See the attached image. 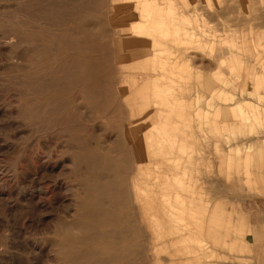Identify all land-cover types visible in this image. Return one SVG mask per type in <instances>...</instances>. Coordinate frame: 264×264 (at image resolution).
Masks as SVG:
<instances>
[{"label": "rangeland", "instance_id": "obj_1", "mask_svg": "<svg viewBox=\"0 0 264 264\" xmlns=\"http://www.w3.org/2000/svg\"><path fill=\"white\" fill-rule=\"evenodd\" d=\"M27 1L28 0H0V264H114L113 261L115 260V264H119V262L120 264H124L127 260L129 261H127L128 263L126 262V264H138L139 262L141 264H146V262L147 264H152L153 259H156L155 264H168L167 261H172V264H184L183 262H185L184 260L186 259L187 255H198L203 257L201 260H199L202 261V264H216V261L219 260V258H221L220 260L224 259L222 261L223 264H264V196L258 191V186L262 185L260 181L262 176L260 175L259 169H264V158L262 149H259L253 155L255 165H251L253 170L251 173L252 179L248 176L249 174L242 172L244 169L242 167L245 166V158L243 159L242 156L243 149H246V144L241 137L243 136V133L248 130V123H244L241 126H236L238 127L237 129L236 127H234L235 129L231 127V130H229V126H231V124L229 126L227 125V127L225 124L222 125V127L226 128L227 131H224L225 133L229 134V137L232 133L237 132L229 138L227 145L228 149L230 150H228V155L230 154L231 156H229L231 158L228 156L229 158L227 157V161H224L223 173L220 172L222 171L220 169H217L218 171L216 172L215 169H213L212 157H210L213 156V148L212 146L210 147L209 144L207 145V139H205L206 141L203 142L205 144L204 147L202 146L203 150H205V153L203 152V156L205 155L206 158L204 159H206L207 163L210 165H207L205 160V166L203 163L202 166L204 167L202 168L206 170L209 169V171H206V175L211 174L208 177V186H206V190L208 191L209 197L213 198L209 199L208 197V200H210L211 204H209V201L208 204H203V206L207 209L206 212H204L205 210L203 211L202 209V212L204 213L203 215L202 213L200 214V211L195 210L194 211L196 213L194 212L192 216L187 213L188 218H191L189 219L191 221V226L194 225L193 223H196V216L198 218L202 217V222L199 220L202 224H205L206 222V224L203 225L206 229V233L201 235L202 238L205 237L203 238V241H200L199 239L198 243L197 237L200 238V236L191 229H187L189 231L185 229L182 230V234L180 232L181 235L177 233L180 236L168 233L167 237L163 241H157L159 244L153 243L154 245L151 244L146 247L145 251L147 252H145L144 257L149 254L147 256L151 255V258L149 257L151 260L149 259L147 261H143V263L142 261L138 260V257H142L140 251L144 248H138V239L134 232H129V236H126V241L122 243L120 240H118L120 238H118L117 235L116 237L114 236V242H116V245L114 248H110L111 236L107 227L101 226L100 223H96L94 217L91 215L90 208L93 207L94 204H99L97 197L92 192V190L85 188V182H90L95 175L94 168L91 167L89 163L94 155L92 152L85 153L80 151V148H82L81 139H71L70 134L74 130L65 127L66 125H64L63 117H60V114H65L68 111L74 112L78 110L80 113L79 125H81L78 127L76 126L75 128L78 129L80 127L79 129L84 131V135H92L93 145L101 144L100 146L106 151L109 150L113 152L114 140L117 137L128 136L130 138L133 136L132 133H128L129 128L132 125H137V123L140 124V119H142V117L137 119L138 122L131 125L128 124L130 121L126 116L127 108L124 100L122 99L121 92L123 91V75L134 73L138 79L144 78L145 75L146 77L155 75L159 80L161 77H164L163 73H166V70L165 66H159L160 58H157L155 61V69H152L151 66L144 69L137 68V66L134 65L133 59H139L145 56L147 53L149 54V52L139 47H128L125 51L132 52V59L128 53H121L120 50H118L120 46L118 39L125 35L132 34L130 32L132 29L131 26L133 25L132 17L142 19L141 12H144L145 17H156V12L161 10V7L165 5V2H163V0H93L92 2L101 3L99 6L97 5L100 8L98 12L85 14L79 21L75 22L64 20L60 22V28L58 27L59 23L56 21V24H54L48 23L46 20L44 21L39 19V11L37 9L39 6L36 5L35 8V5H33V3L38 4V0ZM80 1L86 3L89 0ZM210 1L212 4L211 7H213V9L214 7H228V9H236L239 11V13L236 12L228 14V20L230 19L231 21H227V23L230 27L228 25H220L219 22H217L219 21L218 19H213L210 22H206V20L202 21L203 17H206L207 19ZM172 2L175 3V8H177V12L179 13H168L167 16L169 19H172L177 15L176 18L179 21L180 27V42L177 41L178 45L175 44L176 46L174 54H171L170 56L175 55L176 58H179L176 59L179 61L177 66L180 68L182 65L181 69L179 70L184 71L180 76H175V73L178 70L176 66L174 68L171 67V72H173V69L174 71L177 69L175 73L168 72V74H172L171 76L174 77H171L172 79L168 77L166 80L167 86L170 87L171 90H175L174 92L176 93L174 94L176 98H179V100H177L178 98L175 99V104L173 105V109H171L172 111L168 110L167 115L165 112L162 115L164 118L167 117L173 121L178 120L182 123L189 121L191 115L188 114L186 104L187 102L184 103V108L179 102L182 98H188L189 93L191 94L196 92L201 95V98L204 99H202L201 102H198L199 104H196L193 107L198 108L197 110H199L200 107L203 108L204 106H207L205 111L208 110V112L204 113V110L202 111L201 109L203 113L201 111L199 112L200 117H203L201 116L202 113L205 117H203L204 120L207 119L206 121L208 122V117L211 115V119H213L212 122L216 121L215 119L219 115L215 114L216 109H214V107L216 104L214 102L216 101V98L218 101L221 99V101H224L225 98L228 97V92L236 90L231 85L232 83L230 84L232 80L236 82L238 79L239 80L236 82V84L239 83L240 77L238 78L236 76V78L235 75H239L240 72V74L245 75L254 69L259 74H256L257 78H264V25H262V22H264V0H189L188 2L186 0H172ZM74 3L79 2L74 1ZM168 4H170V2ZM85 5H88V3ZM119 5L120 8H117ZM94 6L95 5H93L92 8L95 9ZM131 8H134V14L129 13L126 16H123L124 14L128 13ZM252 11L255 13H253V16L255 17L256 22H259V27L255 26L254 29L251 26L252 23H250V21L246 22V19L244 18V16H251ZM149 12L151 15H148ZM194 18L197 19L194 20ZM251 18L253 19V17ZM181 21L183 22L182 25ZM198 21L200 23H198ZM67 22L69 26L66 24ZM193 22L196 24V26L194 25V29L192 28ZM48 24L51 25V27H49ZM215 26H217L218 29ZM158 27L160 28L161 25H157V28ZM219 28L221 30H219ZM114 30L116 33H118H114ZM252 30L254 31L253 34L249 35ZM55 31L57 32L55 33ZM183 31L188 32V37H185L186 34L183 35ZM167 32L170 33L171 31L168 29ZM190 32L191 34L195 33V35L190 36ZM225 32H228L226 36H224V34H226ZM203 36L205 37L204 39L202 38ZM207 36L209 37L210 41L208 40ZM63 39L66 40L67 43H63ZM196 39H200V41ZM73 40H75L76 43ZM79 41L80 44L76 46L77 42ZM73 43L76 46L75 48L74 45L72 46ZM210 47H219L229 51V57L232 58L231 61L226 59V53H220V57L224 56L222 57L224 60L223 69L225 70L223 73L225 76H228L227 78H229L228 85H225L224 83L225 86H221L220 82L217 81L216 76L213 74V71L216 69L217 59L214 55V51L210 50ZM230 51H233L232 54ZM234 52L237 53L234 55ZM63 54L66 56H63ZM76 58H78V60H76ZM55 61H57L59 64H57ZM91 63L93 68H91ZM122 63H124L128 71H122L124 68ZM94 64H96V67ZM227 65L229 66V69L231 67L233 70L232 73L235 72V75L232 74L231 71H227ZM86 66L91 68L90 70L93 71L94 75L96 76V78L94 77L95 79L90 81V83L86 80L83 82L84 85L94 86L96 89L97 94H95L93 98L87 99L84 97L85 92L75 90L73 91V94L74 98H77V101L73 103L72 107L65 108L64 98L57 102L55 99L42 96L39 90L36 91V89L43 85L51 83L53 84V82H55V78L65 79L67 76L72 77L75 74V71L82 72L83 68ZM64 67L67 69H64ZM69 67L71 68L70 70L68 69ZM100 67L104 69H101ZM162 68H164V72H161L160 69ZM129 69L132 72L129 71ZM68 73L70 74L68 75ZM108 73L111 74V76H109ZM103 74L108 75L104 77ZM169 79L172 80L176 86H174L173 83L169 81ZM69 80H71V78ZM180 80L183 84V89L179 88ZM85 82L87 84H85ZM98 82L100 85L101 83L103 84L101 85L103 89L102 91L101 87H98ZM217 85L218 87H215ZM104 86L105 88H103ZM254 86L256 85H252L251 88H254ZM223 88L225 91H221V97L223 98L220 99L218 98V93L214 92V90ZM211 89L213 92L210 96L209 92ZM103 91L104 94L101 95ZM106 91L107 93H105ZM167 93H169V91H167ZM67 94L68 95L65 96L71 95L70 92ZM261 95L262 96H258V98L264 100V89L263 94ZM102 96H104V98L106 97V99H104ZM256 97L257 96L254 98ZM112 98L114 99L112 100ZM206 99L207 103L210 101V107H208L209 105H207L205 102ZM235 103L238 102H235V100L231 101L229 103L230 107H233ZM133 104L137 111L139 102L134 101ZM161 106H154L152 103V106H149L148 110L143 114L144 118L142 119V123L145 127L144 132L141 133L142 136H146V134H148L150 129H152L154 126V124H151V120L154 119L153 121L155 122L153 123H155V125L156 122L160 121L158 120V117L154 116V114ZM208 108L211 109L212 114L209 113L210 109ZM181 113L186 114L189 119L183 118ZM206 114L208 116L207 118ZM192 115L193 119L189 122L200 120L203 123L206 122L203 120V118H198V112ZM44 119H46V121ZM156 119L158 121H156ZM218 119L221 120V115L218 117ZM218 119L217 121H219ZM122 123H124V125H122ZM212 125L213 123L211 126L210 124H204V126H208V128L205 127V129L208 130L205 132V135L209 134V129L212 127ZM218 125L221 127L219 123ZM242 126H246V129ZM257 126L258 125L256 124V129L254 128L252 131H257ZM239 127L242 128L241 131ZM243 128L245 130H243ZM122 130H124V132ZM57 131L60 132V134ZM229 131L233 132L230 133ZM239 131L243 133L241 134ZM157 135L159 134L157 133ZM175 135L172 138H176ZM234 135H236L235 138ZM148 142L149 141L147 140L145 141V151L153 156V160L162 158V156L157 153V151H160V149H158L156 146L152 148ZM132 143H134V141H132ZM132 143H130V145H132ZM191 144L188 145L189 147L186 146V148L192 147L193 144ZM200 144L202 143L200 142ZM236 145H238L237 147L239 148H237ZM177 147L178 146H176V148ZM176 148L175 150H170V148L166 150L177 154L179 152V148H177V151ZM190 149H183L181 153H187L190 151ZM235 150H237V152ZM191 151L193 150L191 149ZM206 153H208L207 156ZM233 156L239 157H236V160L234 159L233 162ZM227 162L229 163L227 164ZM236 164H240V166ZM226 165L231 167H227ZM155 166H153V169H160L158 166L155 168ZM226 168L229 169L227 170ZM239 170L240 174H238ZM232 171L233 174L230 175ZM212 173L217 178L213 176ZM211 177L212 180L210 179ZM239 177L243 178V182L242 180H239ZM249 179L251 180L248 181ZM106 181L107 180H102L103 183H106ZM219 181H223L222 185H224V183L226 185L219 187V185H221V182ZM249 184L252 186H249ZM234 185H237L235 186L236 188ZM251 189H253L254 192ZM86 192H92L93 194H88ZM220 193L221 196L219 195ZM225 193L229 194L230 196H227V194L225 195ZM213 195H215L217 198L214 199L215 197ZM86 196L88 199L85 198ZM225 196L228 198L230 197L229 199L227 198L228 202L223 200L226 199ZM241 201L245 212H251V227L255 232L254 237L257 244L252 243L253 238L250 236L247 219L245 220L247 227H243V224L245 223L242 222V217H240L239 221L235 220V207ZM151 202L154 201L151 200ZM104 204L105 206H108L106 200ZM82 206L87 208V211L84 213L81 212L83 210L80 209ZM65 207L68 209L66 210ZM211 208L212 213L208 216L209 210ZM69 210L71 211L69 212ZM152 211L155 216L158 214V217H162V212L157 207L152 209ZM164 215L167 216L166 214ZM215 219L219 223L215 222ZM211 222L213 223L211 224ZM118 223L119 222H116V224ZM85 224L91 225L89 231L83 229L82 225ZM97 224H99L98 227L91 228ZM211 225L215 227L211 229ZM240 228L243 232L240 231ZM145 229L146 231H149L147 232V236H143V240L146 243L145 246H147L150 240L152 241L154 238H152L151 235L153 232L151 227H146ZM58 230H60V232ZM133 234L135 235V238ZM187 235L190 236L188 237ZM53 236H57V239L55 237L53 238ZM183 237H185V239L189 238L187 241L189 244L186 242L187 239L185 240ZM193 237L196 239L195 242H197V244L190 242L193 240ZM73 239H77L75 241V245H72L74 242L71 243ZM127 239H129V241ZM245 239H247V241ZM67 240L70 241L68 242ZM225 243H228L226 245L227 248L225 245H223ZM207 245L209 247H207ZM210 245L213 249H211ZM124 246L126 248H124ZM156 249L160 250V253H156L159 255V259L154 257V252H156ZM118 250L121 251L119 252ZM215 251L219 252L216 254ZM213 252L216 255H213ZM100 253L101 255H99ZM174 254H177V256H174ZM210 254L213 256H210ZM136 255L138 256L137 260L135 258ZM76 256H78L80 260ZM115 256L118 259L114 258ZM179 258L180 260H178ZM118 260L119 262H117Z\"/></svg>", "mask_w": 264, "mask_h": 264}, {"label": "bare ground", "instance_id": "obj_2", "mask_svg": "<svg viewBox=\"0 0 264 264\" xmlns=\"http://www.w3.org/2000/svg\"><path fill=\"white\" fill-rule=\"evenodd\" d=\"M74 1L75 2H79V3H74ZM92 1L93 0H89L88 2H86V3H88V5H85L86 3H83L80 0H38V2H37L38 4H35L33 2L32 3H33V5H35V8H36V5L39 6V8H37V9L39 11L38 17H39L40 20L41 19L44 20V21L46 20L48 23H54V24H56V22H58L59 23V26L58 27L61 28L60 22H62L64 20H69L70 22L71 21H74L75 22V21H79L81 19V17L83 15H85V14H89V13L91 14V13L98 12L99 9H100L98 6L101 3L100 2H92ZM169 2H170V4H168V8L167 9H164L163 7H161V10H158L156 12V14H155L156 17H150V18L149 17H145L144 16V12H141L142 19H139L138 18V20L135 21V24L131 26L132 29L130 31L131 33H138V35H139L140 38H133L132 35H125V36L120 37L118 39V41L120 43V46H119V49L118 50H120V51L121 50L125 51L128 47H139V48H143L144 50H146V51L149 52V54L147 53L145 56H143V57H141L139 59H134V61H135L134 64H135V66H137V68H143L144 69V68H147V67H150V66H151L152 69H155L156 68L155 67V62H152L151 61L152 59H150V55H151V52H152V48L149 45L148 41H146L140 35H142V34L150 35V33H154L155 35L154 34L153 35L156 36L157 41L159 42V39H160L161 40L160 42H162V48H161V52L162 53H161V55H163L165 52H166V54L168 53V47L170 45H165V44L168 43L169 41H171V45L172 46L173 45L176 46L175 44L178 45L177 41L180 40V30H179L180 27H179V21L176 18L177 15L175 17H173L172 19H169L168 16H167V14L168 13L177 14L179 12H177L178 10H177V8H175V5H174L175 3L172 2V0H168V3ZM31 4H30V6H31ZM92 4L95 5L94 6L95 9L92 8V6H93ZM222 5H224V4H222ZM211 6H212V4H211ZM117 8H120V5H119V7L117 6ZM236 12L239 13L238 10H236V9H228V7H222V8H220V7H214V9H213V7H211L210 10H209V12H208V14H207V19H206V17L205 18L203 17V19L202 18L201 19H202V21L206 20V22H208V21L210 22L213 19H218L219 21H217V22H219L220 25L227 26L228 25L227 21H231L230 19L228 20V14L229 13L232 14V13H236ZM253 13H254V11H252V15L251 16H244V18L246 19V22H249L250 21V23H252L251 26L254 29L255 26H258L259 27V25H258L259 22H256V19L253 16L255 13L254 14ZM1 15H3V14H1ZM148 15H151V13L149 12ZM251 17H253V19ZM196 19L197 18H194V20H196ZM199 21H198V23H200ZM182 23L183 22L181 21V25H182ZM194 23L195 22H193V27H192L193 29L195 28L194 25L196 26V24H194ZM196 23H197V21H196ZM237 23H239V22H237ZM66 24L68 25V22ZM157 25H159V26L161 25L162 28L161 27L160 28L159 27L157 28ZM163 25H164V27H163ZM262 25H264V22H262ZM26 26H27V24H26ZM191 26H192V23H191ZM200 26H199V28H200ZM49 27H51V25H49ZM215 27L217 28V26H215ZM17 28H19V27H17ZM168 29L171 31L170 33L167 32ZM182 30H181V32H182ZM219 30H221V29L219 28ZM43 31H45V30H43ZM56 32L57 31H55V33ZM221 32H219V33H221ZM253 32L254 31L252 30L249 35L253 34ZM46 33H47V31H46ZM49 33H52V32H49ZM114 33H116L115 30H114ZM227 33L226 34L223 33L224 36H226ZM187 34H188V32H184L183 35H185V37H188ZM192 35H195V33L194 34H191V32H190V36H192ZM204 36L202 37L203 39L206 37V36L205 37ZM208 36H210V35H208ZM208 36H207V38L209 40V37ZM211 36H212V34H211ZM193 39H194V37H193ZM196 40L200 41V39H196ZM58 41H60V40H58ZM62 41H63V43H67L66 40H64V39ZM73 41L76 43L75 40H73ZM194 41H195V39H194ZM225 41H226V38H225ZM79 44H80V41L77 42L76 46L79 45ZM229 44H231V43H229ZM73 45H74V43L72 44V46ZM76 46L74 45V48ZM196 47H197V45H196ZM69 48H71V47H69ZM210 48L212 49V51H214V55H215V57L217 59V61H216V69H215V71H213V74L216 76L217 81L220 82L221 86L228 85L229 78H227L228 76H225V74L223 73V72H225V70L223 69V63H224L223 61L224 60L222 59V57H224V56L220 57V53L221 52H222V54H223V52L226 53L227 54L226 59H228L229 61H231L232 58L229 57V51L227 52V51H225L226 49L219 48V47L218 48L210 47ZM233 51H234V49H233ZM215 52H216V54H215ZM232 52H231V54H232ZM5 53H6V51H5ZM236 53L234 52V55ZM63 56H66V55L63 54ZM21 57H22V55H21ZM41 57H42V55H41ZM61 57H62V55H61ZM166 59L167 60L165 62L159 64L160 67H164L165 66L166 73L164 72V68H162L163 70L162 69H160V70H161V72H164L163 75H164V77L166 79L164 77L163 78L161 77V79L158 80L155 75L148 76L146 80L149 79V84H148L149 86L148 85H145V84L143 86L141 85V86L137 87L135 89V91H133V92H124V91H121L122 92V99L124 100V103H125L126 108H127L126 109V116L129 118V121H130L128 124H130V125L138 122L137 121L138 118H141L142 117V119H143L144 118V115L143 114L148 110V107L149 106H152V103L154 104V106L155 105L156 106H158V105L161 106L162 105L161 107H159V109L157 111L155 109V111H156L155 114L156 115L154 114V116L158 117L159 118L158 120H160V121H158L156 119V121H158V122H156V125H155V123H153V122H155V121H153L154 119L151 120V124L152 125L154 124V126L152 127V129H150V132L148 134H146V136H144V135L142 136L141 135V133L144 132V127L145 126L142 123V119H140V121H141L140 124L137 123V125L136 124L135 125H132L129 128L128 133H132L133 134L132 137L129 138L128 136H126V137L119 136L115 140L113 139L114 140V150H113V152L112 151H109V150L106 151L104 148H102L100 146L101 144L100 145L99 144H96V145L94 144L93 145V143H92V140H93L92 139V135H90V134H85L84 135V131L82 129H79L80 127L78 129L75 128L76 126L78 127V126L81 125V124L79 125V120H80L79 115H80V113L78 112V110L77 111H74V112L73 111L72 112L71 111L70 112L68 111L65 114H60V117H63L64 125H66L65 127L66 128H70L71 130L72 129L74 130L70 134L71 139H75V140L76 139H81V141H82V148H80L81 149L80 151L81 152H85V153L86 152H92L93 155H94L92 157V159L89 161V163H90L91 167L94 168V171H95L94 174L95 175H94V177H93L92 180L89 179V180H91L90 182H85L86 183L85 184V188L86 189H89V190H92V192L97 197V200H98V203H99V204H94V205L92 204L93 207L90 208L91 209V215L94 217V220L96 221V223H100L101 226H106L107 227L108 232H109V234L111 236V242H110V248L111 249L114 248L115 245H116L115 244L116 242H114V240H115L114 239V236L116 237V235H117L118 238H120L118 240H120V242L122 243V242H125L126 241V238L129 236V232L130 233L131 232L132 233L134 232L136 234V236H137V239H138V242H137L138 248H144L143 250L140 251V254L142 255V257L141 258L138 257L137 255H139V254H137L136 257H135L136 260H137V257H138V260L142 261V263H143V261H147V260H149L151 258L150 257L151 255L150 256H147L149 254H147L146 257H144L145 252H147V251H145L146 247H148L149 245H151L153 243L159 244V242H157V241H160V240L163 241L167 237V234L168 233L169 234H174V235L175 234L176 235H179L182 230H184V229L185 230L191 229V230H193V232H196L197 234H199L200 238L197 237V242L198 243H199V241H198L199 239H200V241H203L204 240L203 238H205V237L202 238L201 235H203V234L206 233V229L203 226V225L206 224V222H205V224L204 223L202 224L201 223L202 222V217H199L198 218L196 216V218H197L196 219L197 220L196 223H193L192 222L195 226L194 225L191 226V221L189 220L191 218H188L187 213L192 216V214L195 211H200V214L202 213V215H203L204 213L202 212V209H203V211L205 210L204 212H206V210H207L206 207L203 206V204L204 203L205 204L206 203L208 204V201H209V204H211L210 203V200H208V197H209L208 191L206 190L207 189L206 186H208L207 185V183H208V177L211 174L206 175V173H207L206 171L207 170L209 171V169L206 170V169H203L202 168V167L205 166V162L207 163V160L204 159V158H206L205 155L203 156V152L205 151V150H203V147L205 145L203 142L206 141L205 139H207V142H208L207 145L209 144L210 147L212 146V148H213L212 149V155L213 156H210V157H212L213 169H215V172L218 171L217 169H220L222 171H220V170L219 171L223 173L224 161L225 160L227 161V157L230 155V154L228 155V153H229L230 150L228 149V145H227L228 142H229V138L232 137V135L233 134H236L237 132L232 133L231 136L229 137V134L225 133V131H224V130H226V128L225 127H222V125L225 124L226 127H227V125L229 126L231 124V126H229L230 127L229 130H231L232 129L231 127L234 128L236 126H241L244 123H246V124L248 123L249 126H247V127H249V128L244 133L243 132H240L242 128L239 127L240 128V131L239 132L241 134L243 133V136L241 138H242V140L246 144V146H245L246 149H243V156H242V158L243 159L245 158L244 159L245 166L242 167V168H244L242 170V172L243 173H246V174H249L248 176L252 179L251 173H252L253 170H252L251 165L252 164L255 165L253 155L259 149H262V154H263V158H264V100L258 98V96L261 97L262 96L261 94H263L264 78L263 79H259V77L257 78L256 77V74H258V72H256L254 69H252L251 71H249V73H247L245 75L240 74L241 72L239 73V75H235L234 74L235 72L232 73L233 70L231 69V67L229 69V66H228L229 64H228L227 65V68H228L227 71L228 72L231 71V73L234 74L235 77L236 76L238 78L240 77V81L237 84H236V82H238L239 79L236 82L234 80H232L230 82V84L232 83L231 85L236 90L231 91V92H228V95H227L228 97H226L224 101H221L222 100L221 98H223V97H221L222 96L221 91L223 90V92H224L225 91L224 88L223 89L214 90V92H217L218 93V98L221 99L220 101H218V99L216 98V101L214 102L216 104L215 107L212 105L214 107V109H216V113L215 114L219 115L215 119L216 121H213L212 122L213 119H211L212 118L211 115H209L210 117H208L207 114H206V118L208 117V122L206 121L207 119L204 120L205 117L202 114L203 113L202 111L204 110V113L208 112V110L205 111L206 108H207V106H204L205 107V108L203 107L204 109L202 107H200L199 110H197L198 108L193 107L194 105L199 104L198 102H201L202 99H204V98H201V95L200 94H198V93L195 92V93H191V94L189 93L188 98H182L181 97L182 99L180 98L181 100H180L179 103H181L182 104V107L184 108V103L187 102L186 104H187L188 114L191 115V118H190L191 121L193 119L192 118V116H193L192 114H195V113L198 112V115H197L198 118L201 119V118L204 117L203 120L206 121L207 123L206 122L203 123L201 120L200 121H195V122L194 121L193 122H189L190 121L189 120L187 122L185 121V122L182 123V122H179L178 120L177 121H175V120L173 121L171 119H168L167 117L164 118V116L162 115L164 112L167 115L168 110L173 109V105L175 104V99L178 98V97L176 98V96L174 94V93H176V92H174L175 90L173 91V90L170 89V87L167 86L166 80L168 79V77H170V78L171 77H174V76H171L172 74L171 75L168 74V72H171V67L174 68V67H176L178 65L177 63H179V61H177L176 59H179V58L178 57L176 58L175 55H174V56H169ZM76 60H78V58H76ZM60 61H61V59H60ZM62 61H63V59H62ZM55 62L57 63V61H55ZM57 64H59V63H57ZM62 64H64V63H62ZM94 65L96 67V64H94ZM92 66L93 65L91 63V68H93ZM181 66H180V68H178V66L176 68H178V70H179V69H181ZM66 67H67V65H66ZM70 67H71V65H70ZM70 67L68 68L69 70L71 69ZM91 68H89L88 66H86V67L83 68L82 72H79L78 71L79 72L78 73L77 71H75V74L72 77H68L67 76V78H65V79H62V78H57L56 79L55 78V82H53V84L51 83V84L43 85V86L39 87L38 89H36V91L39 90L40 91V94L42 96H45V97H48V98H51V99H55L57 102L60 101V100H62L64 98L65 99V102H64L65 108H70V107L73 106V103L75 101H77V98L76 99L74 98L73 91L77 90V91L85 92L84 97L87 98V99L93 98V96H95V94H97L96 93V89L94 88V86H86L83 83L84 80L89 81V83H90V81H92L93 79L96 78V76L94 75L93 71L90 70ZM64 69H67V68L64 67ZM101 69H104V68H101ZM54 70H55V68H54ZM176 70L177 69H175V71ZM178 70L175 73V71L173 69V72L176 74V75L175 74H173V75L180 76L182 74V72L184 71L183 69H182L183 71H181V70L178 71ZM62 72H63V70H62ZM173 72H171V73H173ZM55 73H56V71H55ZM69 74L70 73H68V75ZM61 75H63V74H61ZM96 75H97V73H96ZM107 75L103 74L104 77L107 76ZM109 76H111V74H109ZM109 76H108V78H109ZM196 76H198V75H196ZM43 78H44V76H43ZM70 78H71V80H69ZM230 78H232V77H230ZM253 79L255 80V82H254ZM97 81H98V79H97ZM169 81L172 82V80H170V79H169ZM25 82H27V81H25ZM99 82H98V84H99ZM101 82H103V81H101ZM172 83L174 85V82H172ZM224 83H225V85H224ZM85 84H87V83L85 82ZM101 85H103V84L101 83ZM101 85L99 84V86L98 85L97 86L98 87H101ZM181 85H183V84L181 83V80H180L179 81V88L180 89H183V86H181ZM252 85H256V86H254V88H251ZM114 86H115V84H114ZM174 86H176V85H174ZM215 87H218V85L215 86ZM103 88H105V86ZM225 89H226V87H225ZM102 90L103 89L101 87V91ZM198 90H199V88H198ZM117 91H118V89H117ZM167 91H169V93H167ZM69 92H70L71 95L70 96H65V95H68L67 93H69ZM212 92H213V90L211 89L210 92H209L210 96L212 95ZM105 93H107V91ZM76 94H75V96H76ZM103 94H104V91H103V93H101V95H103ZM226 94H227V92H226ZM98 95H99V93H98ZM101 95H100V97H101ZM77 96H79V95H77ZM215 96H216V93H215ZM255 96H257V97L254 98ZM97 97H95V98H97ZM102 97L104 98V96H102ZM224 97H225V95H224ZM104 99H106V97ZM113 99L114 98H112V100ZM177 100H179V98ZM234 100H235V102H238V103H235L233 105V107H230L229 103L231 101H234ZM134 101H138L139 102V106L137 107L138 108L137 111H136V108L134 107V104H133ZM42 102H44V101H42ZM53 102H54V100H53ZM205 102L207 103V99L205 100ZM209 102L207 103V105H209ZM208 107H210V105ZM108 108H109V106H108ZM201 109H202V111H201ZM208 109H210V108H208ZM211 109H212V107H211ZM211 109H210V112L209 113L212 114ZM200 111L202 112L201 113V116H203V117H200V115H199V112ZM92 115H93V111H92ZM220 115H221V120L218 119V117H220ZM182 116H183V118L189 119L186 114H182ZM214 117H216V116H214ZM217 119L220 122L217 121ZM44 120L46 121V119H44ZM133 120H134V122H133ZM125 121H126V119H125ZM212 123H213V125L209 129L210 130L209 131V134L210 135L209 134L205 135V132L208 131L207 129H205V127L208 128V126H204V124H210V126H211ZM218 123L221 125V127L218 125ZM83 124H86V123H83ZM256 124L259 126V127L257 126V131H252V129H254L256 127ZM122 125H124V123H122ZM242 127H244V126H242ZM237 128L238 127H236V129ZM244 128L246 129V126ZM244 128H243V130H245ZM58 131H59V129H58ZM122 131L124 132V130H122ZM52 132H54V131H52ZM172 132L175 133V134L177 133V134L175 135ZM229 132L231 133L233 131H229ZM58 133L60 134V132H58ZM157 133L159 135H157ZM174 135L176 136V138H172V137H174ZM235 136L236 135H234V138H235ZM40 137H43V136H40ZM65 139H66V137H65ZM146 140L149 141L148 143H149V145L152 148L156 146L158 149H160V151L157 149L159 151V152L157 151V153L159 155H161L162 158L153 160V158H152L153 156H151L150 154H148V152L145 151V148L144 147L146 145L145 144V141ZM132 141H134V143H132ZM200 142L202 144H200ZM130 143H132V145H130ZM189 144L192 145V147H190V148L193 151H191L190 148H186V146L189 147L188 146ZM176 146H178L177 148H179V150H178L179 152L177 154L176 153H172V152L166 150V149H169V148H170V150L171 149L172 150L173 149L175 150ZM237 146L238 145H236V147ZM177 148H176V151H177ZM237 148H239V147H237ZM251 148H254V149H251ZM183 149L184 150L190 149L191 152L188 151L187 153H181L183 151ZM204 149H206V148H204ZM235 151L237 152V150H235ZM184 152H186V151H184ZM46 153H47V151H46ZM207 154L208 153H206V156H207ZM234 154H235V152H234ZM173 155H175V156H173ZM236 157L232 158L233 159V162H234V159ZM207 159H208V157H207ZM229 162H227V164ZM240 162H241V160H240ZM203 163H204V166H202ZM225 164H226V162H225ZM155 165L158 166L160 169H153L154 168L153 166H155ZM207 165H210V164L207 163ZM236 165H239L240 166V164H236ZM156 166H155V168H157ZM211 166H212V164H211ZM227 167H231V166H227ZM78 168H76V169H78ZM152 172H155V173H152ZM77 173H79V172H77ZM232 174H233V171H232V173L230 175H232ZM238 174H240V170H239V173ZM213 176H215V175L213 174ZM210 179L212 180V177ZM242 179L243 178L239 177V180H242ZM251 179H249L248 181H250ZM102 180H107V181H106V183H103ZM245 180H246V178H245ZM256 181H257V178H256ZM219 182H221V181H219ZM222 182H221V185H219V187L226 185L225 183H224V185H222ZM242 182H243V180H242ZM215 183H216V181H215ZM246 183H248V182H246ZM218 184H220V183H218ZM250 185L251 184H249V186ZM235 186H237V185H234V187ZM65 189H67V188H65ZM226 189H227V187H226ZM251 190L253 191V189H251ZM66 191H68V190H66ZM84 192H85V190H84ZM92 192L91 193L89 192V193L90 194H93ZM86 193H88V192H86ZM158 193H159V195H158ZM226 194L227 193H225V195ZM219 195L221 196V193ZM213 196L215 197L214 199L217 198L216 197L217 194H216V196L215 195H213ZM227 196H230V195L227 194ZM227 196H225L226 199H223V200H226L228 202V200H227L228 197ZM89 197H90V195H89ZM240 197H242V196H240ZM82 198H83V196H82ZM85 198H87V196ZM210 198L212 199L213 197H209V199ZM105 200H106V203L108 204V206H105V204H104ZM151 200H153L154 202H151ZM83 203H85V202H83ZM90 205H91V203H90ZM84 206H82L80 208V209L83 210V211H81L83 213L87 211V208L84 207ZM208 206H210V205H208ZM73 207H74V205H73ZM156 207L159 210H161V212H162V217L161 218L158 217V214H157V216H155L154 213H153V211H152V209H154ZM65 209H66V207H65ZM70 211L71 210H69V212ZM211 212H212V208L209 210L208 216L211 214ZM164 214H166L167 216H165ZM197 214H194V215H197ZM200 214H199V216H200ZM85 216H87V215H85ZM191 216H189V217H191ZM72 220H73V218H72ZM116 222H119V223L116 224ZM215 222H218V221H216V219H215ZM212 223L213 222H211V224ZM98 225L99 224H97L96 226H92L91 228L98 227ZM90 226L91 225H86V224L85 225H82L83 229L84 230H88V231L90 230ZM144 227L145 228L146 227L147 228L148 227H151V229L153 231L151 235H152V238H154V239L152 241L150 240V242L147 244V246H145L146 243L143 240V236H145V235L147 236V232H149V231H146V229ZM213 227H215V226H212L211 229H213ZM58 231L60 232V230H58ZM187 231H189V230H187ZM240 231L243 232L241 230V228H240ZM182 232H181V234H182ZM53 233H55V232H53ZM177 233H179V234H177ZM191 234H192V232H191ZM148 236H149V234H148ZM54 237L55 236H53V238ZM191 237H192V235H191ZM134 238H135V235H134ZM102 239H104V238H102ZM183 239H185V237H183ZM188 239L186 240V242L188 241ZM76 240L77 239H73L72 240L71 243L74 242L72 245H75L76 244V242H75ZM127 240L129 241V239H127ZM193 240L190 241V242H194V243L197 244V242H195L196 239H194V237H193ZM67 241L69 242L70 240H67ZM183 243H185V242H183ZM202 243H204V242H202ZM227 244L228 243H225L223 245H225V247H226ZM68 245H69V243H68ZM190 245H191V243H190ZM205 246H206V243H205ZM207 247H209V246L207 245ZM207 247H205V248H207ZM210 247H211V245H210ZM124 248H126V247L124 246ZM181 248H184V247H181ZM211 249H213V248L211 247ZM109 252H111V251H109ZM217 252H219V251H217ZM217 252L215 251L216 254H217ZM156 253L157 254L160 253V250L156 249V252H154V257H156L157 259H159V255H157ZM215 253L213 252L212 254L214 255ZM168 254H169V252H168ZM207 254H209V253H207ZM212 254H210V256ZM99 255H101V253ZM107 255H108V252H107ZM174 256H177V254H174ZM76 257H78V256H76ZM81 257H82V255H81ZM73 258H71V259H73ZM114 258H116V256ZM114 258H113V260H114ZM202 258L203 257H200L198 255H195V256H192V255L189 256V255H187L186 256V259L184 260L185 262H183V263L184 264H202V261H199ZM116 259H118V258H116ZM181 259H183V258H181ZM220 259L221 258H219V260L216 261V264H223L222 261L224 259H222V260H220ZM79 260H80V258H79ZM178 260H180V258ZM127 261H129V260H127ZM127 261H125L124 264H126ZM113 262L115 264L116 260L113 261ZM117 262H119V260ZM155 262H156V259H153L152 264L153 263L155 264ZM167 262H168V264H172V261H167ZM119 264H120V262H119ZM138 264H141V263L139 262ZM146 264H147V262H146ZM207 264H209V263H207Z\"/></svg>", "mask_w": 264, "mask_h": 264}, {"label": "crops", "instance_id": "obj_3", "mask_svg": "<svg viewBox=\"0 0 264 264\" xmlns=\"http://www.w3.org/2000/svg\"><path fill=\"white\" fill-rule=\"evenodd\" d=\"M186 1L188 2L189 0H186ZM163 2H165V5H163L162 7L164 9H167L168 8V0H163ZM209 4H210V8H211V1H210ZM210 8H209V10H210ZM133 9L134 8H131L129 10V12L126 13V14H124L123 16H126L129 13L130 14H132V13L134 14ZM132 19H133L132 24L134 25L135 24V21L138 20V18L132 17ZM153 34L154 33H150V35L142 34L140 36L142 38H144L146 41H148L149 45L152 48V52H151V55H150V59H152L151 61L152 62H155L157 60V58H160L159 63L161 64V63L165 62L167 60L166 58H168L171 54H174L175 46L174 45L172 46L171 45V41H169L168 43L165 44V45H170L168 47V53L166 54V52H165L163 55H161V53H162L161 52L162 42H160L161 41L160 39H159V42H158L156 36H154L155 34L154 35ZM130 35H132L133 38H140L139 35H138V33H132ZM210 50H212V49L210 48ZM225 51L228 52V50H225ZM120 52L121 53H128L130 55V57L132 58V52H130V51H123V50H121ZM122 65L124 67L122 69V71L123 72L124 71H128L126 69L127 67L124 65V63H122ZM129 71H131V70L129 69ZM146 79H147L146 75H145L144 78H141V79H138V77H136V75L134 73L123 75V78H122L123 91L124 92H133L137 87H139L141 85L142 86L144 84L145 85H148L149 84V79L148 80H146ZM181 86H183V85H181ZM259 170H260V175L262 176V179L260 180L262 185L258 186V191H259V193L261 195L264 196V169L263 170L259 169ZM235 212H236V217H235V220L236 221H239L240 220V217H242V220H243V221L241 220L242 222H244L247 219L248 229L250 231V236H252V238H253V242L252 243L253 244H257V242L255 241V237H254L255 236V232H254L253 228L251 227V212L250 213L245 212V210L243 209L242 201L235 207ZM244 223L245 224H243V227H247L246 226L247 225L246 221ZM245 240L247 241V239H245Z\"/></svg>", "mask_w": 264, "mask_h": 264}]
</instances>
